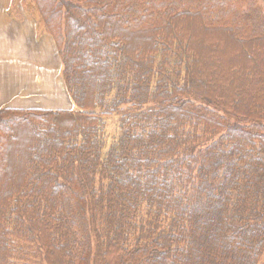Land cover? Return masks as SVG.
Segmentation results:
<instances>
[{
	"label": "trees",
	"instance_id": "16d2710c",
	"mask_svg": "<svg viewBox=\"0 0 264 264\" xmlns=\"http://www.w3.org/2000/svg\"><path fill=\"white\" fill-rule=\"evenodd\" d=\"M21 2L74 108H0V264H261L264 0Z\"/></svg>",
	"mask_w": 264,
	"mask_h": 264
},
{
	"label": "rangeland",
	"instance_id": "374dc122",
	"mask_svg": "<svg viewBox=\"0 0 264 264\" xmlns=\"http://www.w3.org/2000/svg\"><path fill=\"white\" fill-rule=\"evenodd\" d=\"M21 1L0 0L1 7L7 6L8 12L3 13L16 19L4 28L7 35L2 33L0 37V58L3 52L17 58L4 64L0 62V108L12 102L24 103L26 107L74 108L62 81L61 60L55 42L45 34L36 16L22 8ZM12 2L19 6L15 15L9 13ZM28 19L32 22L29 23ZM218 42L232 54L224 40ZM258 70L263 72L264 69L259 66ZM117 127L116 118H109L106 128L108 145L118 134ZM261 264H264V257Z\"/></svg>",
	"mask_w": 264,
	"mask_h": 264
},
{
	"label": "crops",
	"instance_id": "0c3cea01",
	"mask_svg": "<svg viewBox=\"0 0 264 264\" xmlns=\"http://www.w3.org/2000/svg\"><path fill=\"white\" fill-rule=\"evenodd\" d=\"M6 10H7V6H5V5H2V7L0 6V37L1 38L3 35L2 33H4V35H7L6 30H4V28H7V26H9L10 24H13L16 21V19L14 20V18L12 16L10 17L9 15H6L3 13V12H5V13L8 12ZM28 21H29V23L32 22L31 19H28ZM14 60H17V58H14V57L11 58V54L9 55V54H6L4 52L2 54V57L0 58V62H2V64H4L6 61L9 62V61H14ZM12 105H17L15 107H26L24 103L14 104L13 102L8 104V105H5V106L11 107ZM46 108H51V107H46Z\"/></svg>",
	"mask_w": 264,
	"mask_h": 264
}]
</instances>
